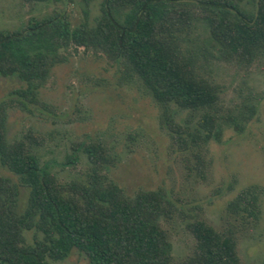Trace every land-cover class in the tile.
<instances>
[{
	"label": "trees",
	"instance_id": "1",
	"mask_svg": "<svg viewBox=\"0 0 264 264\" xmlns=\"http://www.w3.org/2000/svg\"><path fill=\"white\" fill-rule=\"evenodd\" d=\"M25 1L62 3L17 28L0 29V78H18L33 97L71 50L100 56L117 67L122 83H139L164 107L174 141L199 161L202 173L206 146L221 142L227 129L243 132L256 114L252 102L223 105L209 62L247 66L264 56V0H100L94 17V0ZM76 1L81 17L74 24L68 7ZM9 107L0 103V166L16 179L0 172V264H52L74 249L88 264H243L238 240L259 215L256 188L229 204L220 228L192 217L186 229L193 244L178 257L165 226L178 208L164 189L127 193L109 177L117 157L100 139L79 145L90 162L87 177L62 181L35 151L44 143L40 135L8 139ZM173 107L188 112L182 124ZM67 158L74 163L77 156ZM25 231H34L33 242Z\"/></svg>",
	"mask_w": 264,
	"mask_h": 264
},
{
	"label": "rangeland",
	"instance_id": "2",
	"mask_svg": "<svg viewBox=\"0 0 264 264\" xmlns=\"http://www.w3.org/2000/svg\"><path fill=\"white\" fill-rule=\"evenodd\" d=\"M100 0L92 3V17L99 14ZM62 3H31L0 0V29L17 28L32 17H41ZM74 22L81 17L76 1L68 7ZM67 61L56 66L36 97L18 78H0V103L10 105L7 137L10 141L30 131L43 139L35 149L41 163H48L62 181L85 179L90 170L87 155L79 146L91 139L104 141L117 157L108 175L125 191L139 188L164 189L178 212L165 226L171 234L173 253L184 256L193 244L186 229L195 215H202L217 228L229 215L228 206L243 190L256 188L260 212L240 232L238 252L243 264L264 261V56L251 65H233L211 60L209 70L222 85V102L228 109L252 102L257 111L241 133L227 129L221 142L206 146L207 165L202 173L199 161L174 141L165 109L137 82L122 83L117 67L106 59L83 50H71ZM182 124L187 111L172 109ZM71 154L74 163H67ZM3 175L16 179L0 166ZM21 192L20 208L26 203ZM231 220H234L231 218ZM34 231H25L33 242ZM52 264H88L85 253L74 249L64 260Z\"/></svg>",
	"mask_w": 264,
	"mask_h": 264
}]
</instances>
